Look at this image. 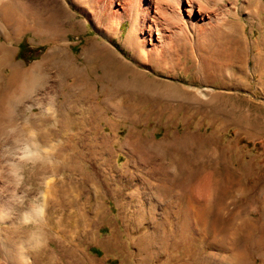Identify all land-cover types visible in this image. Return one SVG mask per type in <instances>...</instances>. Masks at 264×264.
I'll list each match as a JSON object with an SVG mask.
<instances>
[{"label":"rangeland","instance_id":"rangeland-1","mask_svg":"<svg viewBox=\"0 0 264 264\" xmlns=\"http://www.w3.org/2000/svg\"><path fill=\"white\" fill-rule=\"evenodd\" d=\"M109 1L104 6L114 14L120 7ZM96 2L95 14L96 6L103 9ZM68 3L25 0L29 19L36 17L44 29L37 23V35L25 32L13 43V63L47 74V87L34 97L45 102L51 91L55 102L30 112L23 101L9 117L10 104L0 100V124H27L54 151L51 163L24 166L25 201L17 217L9 213L12 221L5 215L15 198L0 196L8 201L0 206V213L6 208L0 214V264H11L21 249L28 264H229L234 251L257 264L259 229L239 243L230 234L226 240L224 231L245 219L262 223L264 231V0H215L211 13L193 11L191 24L181 11L186 31L173 38L164 33L155 49L166 51L148 62L131 48L137 39L125 42L137 31L128 21L107 40ZM208 21L212 35L198 34L195 23ZM152 40L158 41L156 34ZM94 44L142 73L145 89L127 86L125 76L118 82L102 78L114 69L99 66L102 48L85 56ZM64 53L69 65L59 61ZM67 65L82 72L75 76ZM5 74L0 69V96ZM136 145L144 154L131 156ZM44 179L54 187L46 190ZM194 191L198 206L186 203ZM40 195L45 215L20 222ZM189 207L198 224L184 234V245L168 258L158 245L146 254L149 235L164 240L177 234L178 240L180 214Z\"/></svg>","mask_w":264,"mask_h":264},{"label":"bare ground","instance_id":"bare-ground-1","mask_svg":"<svg viewBox=\"0 0 264 264\" xmlns=\"http://www.w3.org/2000/svg\"><path fill=\"white\" fill-rule=\"evenodd\" d=\"M69 1H70V3H68V5L71 8L73 6H77V8H75L74 10L76 11L78 9L79 13L84 16L85 21L91 23L94 30L99 35L103 36L107 40H112L114 37L115 30H118L120 25L124 21H128L130 23V28H133L134 30H137V31H135L133 33H131V32L128 33L127 37L125 38V42L128 43L132 40L137 39L134 42L132 41V47L131 48H133V51L134 50H136L137 52L142 51L141 53H143V54L140 53L141 55L139 56V58L142 59L143 61L148 62L149 60L152 61V58L156 57L155 55L159 54L158 56H160V54L162 55V53H164L166 51L165 49H162V50L161 49L160 50L155 49V46L157 43L159 44L160 41L164 42V33H167V35H168V36H166L167 38H171V37L173 38V36L177 37L179 32L182 33V32L186 31L184 25H182L183 23L181 20V11H184L186 13L188 18L190 19L189 24H191V21H192L191 14L193 13V11L196 10L199 14L211 13L212 12L211 9H213V7H212L213 3L212 2L215 0H211V1L210 0H185L184 5H183V0H114V1L110 0L109 1L110 5L113 4L114 2H117L118 6L120 7V9H118L117 11L115 10L114 14H111L109 9L105 8L103 0H98V3H100L103 6V9L96 6L97 14H95L94 11H92V6H91V5H95L97 3L96 0H69ZM24 2H25V0H0V69H1V71H2V69L3 70L6 69V71H7V74H5V79H4L3 84H2L3 91H2V95L0 96L1 97L0 100L1 101L7 100L8 103L10 104V105L8 104L9 107H6L7 106L6 104H5V106H2V107H6L5 109L8 111V113L13 112V110L15 111L14 108H17V106L19 107V105L21 103H23V101H27L28 103H30V105L28 107V111H30V112L33 111L35 108H39L41 110H46V109H44V105L45 106L48 105V108H49V106H52L53 103L55 102L54 97L51 94V91L47 92V94H50V95L48 96V98L46 97L48 100L46 99L45 102H43V101L41 102L38 98L34 97V96H36L37 93H39V91H41V89H44L47 87L46 85H47V78L48 77L46 76L47 74L44 73V71L39 70V68H37L36 65L31 66L28 70H26L23 67H21L20 65L12 62L13 43L19 38V36L24 34L25 32H30L32 34H35L36 32L37 33L40 32L38 30V28L40 29L39 25H41L39 23V20L36 21V19H37L36 17H34V19H29V17H28L29 14L26 13L27 7L25 8ZM86 2H89V4ZM104 9H106V10H104ZM225 15H227V14H225ZM199 16L201 17L202 15H199ZM201 19H202V17L200 18V20ZM218 20H220L221 23L223 21L222 18H218ZM50 21H49V23H50ZM41 22L43 23V21H41ZM53 22L50 25L54 24ZM37 23L39 24L38 25L39 27L37 26ZM47 26L48 25H45V28ZM42 27L43 26L41 25V29H44ZM195 27H196L195 31L199 32L198 34H202L203 32H208L212 35V32H210L209 30L213 26L210 25L209 21H208V24H206V23L205 24L195 23ZM45 30H48V27ZM138 31L142 34L136 35ZM37 33H36V35H37ZM49 34H50V32H49ZM154 34H156V38L158 40V41H156V43L153 42V40H152ZM193 34L195 35V32ZM188 37H190V36H188ZM54 40H52V41H54ZM62 43L63 42H61L60 44H62ZM55 44L50 49L53 52L55 51V48H56ZM61 47H63V46H61ZM61 47H59V48H61ZM90 47H91V50L86 52L85 56L88 54H91V53H92V55L95 56L100 52L99 48H102L105 51V53L102 54L101 56H99V54H98V57L100 59V65L99 66H101L103 64L104 65L103 67H105L106 72L108 69H111V70L114 69V71L111 74H109V73L108 74H101L102 78H105L109 81L113 78L116 79L117 77L121 78L122 76H125L126 78H128V81L125 80L127 86L130 83H132V85H131L132 88L145 89L147 84H146L145 80L143 79L142 73L135 71V69L131 68L130 66L126 65L123 62L119 63L118 61H116V60H118V58L113 54V52H111L107 47H105V45H95L94 44V45H91ZM86 48H88V46ZM199 49H200V47H199ZM84 51H86V50H84ZM63 58H65L67 60L68 65L71 63V60L69 62V58L65 55V53L60 58L59 61L64 62ZM119 61H121V60L119 59ZM56 62L57 61H55V64H56ZM72 63H73V66H76V65H74L73 61H72ZM57 64H58V62H57ZM68 65H67V67L69 68V70L73 69L74 72H72V73L75 76H76V74L79 73V71L82 72L81 70L77 69L78 66L76 68L71 67V69H70V66H68ZM155 66L160 67V59L157 63H155ZM49 67H50V65H49ZM59 67H60V65H59ZM206 67H208V66H206ZM69 70H67V71H69ZM17 80L19 82L16 84ZM117 82H118V80H117ZM121 82H122V80H121ZM117 84H119V83H117ZM125 89H127V88H125ZM133 92H134V90H133ZM55 100H56V98H55ZM7 101H6V103H7ZM2 103H4V102H2ZM3 111H5V110H3ZM14 114L17 115V112L13 113V115ZM11 115H12V113L9 114L8 116L10 117ZM58 116L60 117V114ZM103 139H105V138H103ZM143 150H142V146L138 147L137 145L129 148V152H130L131 156L134 155L135 152L136 153L139 152L142 155V154H144ZM156 150H159V149H156ZM53 151H51V159L53 157ZM139 153H138V155H139ZM46 161H44V162H46ZM25 169L26 168L24 167V172H25ZM45 179H44L43 185H45L46 190L52 189L54 187V184L53 183L49 184L48 182L45 184ZM8 180H10V178L7 177L6 175L0 176V185H3L2 186L3 188L0 186V196L1 197H5L6 195H8L12 192V189L10 187H8V185L6 187H4V184H2L3 182L6 183V181H8ZM184 182L185 181H182V186L185 185ZM178 183H179V181H178ZM177 184L173 187L178 188L180 185H177ZM165 186H167V185H165ZM161 189L163 191H167L164 186H162ZM20 191H21V189H20ZM26 192H27V194L30 193L28 191H26ZM170 195H171V197L173 196L172 194H170ZM1 197H0V206H1V204H4V202H5L4 200H6V202H8L7 197H9V195L6 196L7 199H5V198H4V200L2 199L4 202H2ZM198 197H199L198 194L194 191L193 195H190L189 199L186 200V203L192 205L193 202H195V204H197V201L199 200ZM13 198H11V199L13 200ZM7 204L9 205L7 207V213L8 214H6L4 211V210H6V208L1 210L2 213H0V214L1 215L6 214L5 215L6 218L10 219L9 218L10 214L13 213L12 214L13 216L11 219H14V217L16 216V214L18 212V209H20L21 206L23 207V205H20L19 203L15 202V201L12 202V204L11 203H7ZM197 206H198V204H197ZM5 207H6V204H5ZM175 207L177 209H179V212H180L179 206L174 205V208ZM191 208L192 207H189L188 209L184 208L185 212H182L180 214L179 224H177V228H179V230H180L178 240H174V237H176L177 234L167 236L164 240H163L164 237H162V236L153 237V240H152L150 235H149V239L151 240L150 241L151 244H149L147 246V250H145V252H147L146 254H148V252H152L158 245L161 247V250H160L161 254L164 253L166 255V257L168 258L181 245L182 246L184 245V243H183L184 234L191 231L192 225H193V223L196 224L195 221L197 219V218H195V220L192 221V218H191L190 213H189V210L191 211ZM10 210H11V212H10ZM30 210H29V212H27L28 211L27 210L26 212H24L20 216V218H19L20 222L23 223L24 216L26 214L29 215L32 219L35 217L37 219L39 218L38 216H34ZM204 210L207 211L206 208ZM20 211H22V210H20ZM0 218H2V217L0 216ZM6 218L4 217V219H6ZM261 218H262V215L260 216V219ZM1 221H3V219ZM7 222H9V221H7ZM15 222H16V220H15ZM36 222H37V220H36ZM17 223H19V222H17ZM20 224L21 223H19V225ZM197 224H198V222H197ZM14 226H12V227H14ZM254 228L259 229V233H260L259 241L262 243L255 250V253L259 256V260H258L257 264H264V231H263V224L262 223L250 221L249 219L242 220L240 226L237 228L234 226L233 229L230 231V233H229V227L224 231L226 233L225 239L229 241V234H230V237H231L230 240L231 241H233L234 243H239L240 241L242 242L244 239L251 236V232ZM15 229H17V228H15ZM21 230H22V228H21ZM16 249H19V248H16ZM169 250H171V251H169ZM19 252H18V250H17V252H15L16 255L14 256V260L10 263L11 264H28V258L29 257L27 258L26 256L22 255L21 252L20 253ZM246 258H248V257H246ZM246 258H245V255L243 253H237V251H234V253L229 257V264H247V261L245 260ZM90 264H92V263H90Z\"/></svg>","mask_w":264,"mask_h":264},{"label":"clouds","instance_id":"clouds-1","mask_svg":"<svg viewBox=\"0 0 264 264\" xmlns=\"http://www.w3.org/2000/svg\"><path fill=\"white\" fill-rule=\"evenodd\" d=\"M38 135V132L27 124H0V176L6 175L10 178L6 181L12 189L10 195L21 205L25 201V193L20 191L25 180L24 166L36 165L46 160L51 163V149L39 143ZM38 199L39 203L36 202L37 198H33L31 212L34 216L43 217L46 213L44 196L40 195ZM23 222L29 224L33 223V220L26 214Z\"/></svg>","mask_w":264,"mask_h":264}]
</instances>
